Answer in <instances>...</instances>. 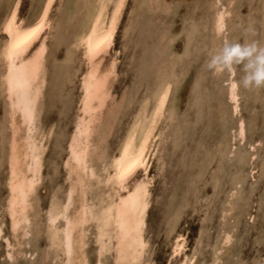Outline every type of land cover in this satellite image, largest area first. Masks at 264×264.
<instances>
[{
  "label": "rangeland",
  "instance_id": "rangeland-1",
  "mask_svg": "<svg viewBox=\"0 0 264 264\" xmlns=\"http://www.w3.org/2000/svg\"><path fill=\"white\" fill-rule=\"evenodd\" d=\"M0 1H1L0 16H2L7 8L8 5L7 3H9L10 0H0ZM38 1L39 0H20L19 15L22 18H26V20L31 19L36 13V8L38 9L39 4H41L42 2V0H40L38 4ZM71 1L73 2V0L55 1L53 5V9L50 12L51 27L46 31V35H47L46 36V45H47L46 83L42 92V99L40 106L41 109L38 118L40 130L45 131L47 133L49 131L50 135L46 136V140L44 142L46 149L42 157V176H41L42 178H41V182L39 183V186L37 187V190L34 193L33 210L29 213V216H31L30 218L32 224L30 223L28 229L29 234L28 237H26V239L24 240L25 244L21 246L22 248L15 246L14 247L15 250H12V256L14 253V256L12 257L13 261L15 260V258L17 259L14 262L12 261V259L10 262V260L5 258L6 249H7L5 248L6 241L8 240L10 244L14 245L15 237L17 238V236L16 235L13 236V234L9 230V227L7 228L8 216L7 213L5 212V208L3 205L6 197L5 196L6 192H4L6 191L5 190L6 184L5 182H4L5 186L3 184V181L6 180V167H5L6 150H4L6 149L5 147L6 143L4 142L3 138L6 137V132L3 129V124H4L3 118L5 117H2L5 115L4 113L5 104L3 103L2 98H0V103H1L0 104V215H1L0 217H3L2 219L0 218V220L1 221L3 220V222H5V224L2 223L4 224L2 228L3 235H1L0 237V260H1L0 264H6V263L7 264H18V263L19 264H49V263L55 264L54 262L53 263L50 262L51 260L49 259L50 258L49 253H53V252L50 251L49 247L47 246L48 238L45 227L46 216L43 213H45V211L47 210L49 206L48 205L49 201L54 200L53 195L54 194L57 195V197L60 198L61 200L63 198L62 195L66 189L67 181L63 179L65 178L66 171L65 168L63 170V164H62L66 155L65 142H67L68 133L71 131L72 128V124L74 120L73 118H75L77 114L76 111H78V109L76 110V108H78L77 105L78 103L77 99L79 97L78 93H80L78 79H80L81 74L84 71V66L83 64H80L78 62L79 60L78 61L73 60V63L70 64L64 60L67 57L66 49L68 47V41L71 39V36L73 35L72 34L74 31L73 26L76 23L74 19L76 16H73L72 18L68 19V17H70V13L72 12V11L70 12V9H73ZM168 1L170 0H159V1L135 0V2L134 0H127L126 2L122 18L119 27L117 29V33L113 41V45L108 52L109 56L107 55L105 61L103 62V64L105 65V63H107V61L111 56L113 57L116 55L117 58V64L115 69L116 78L114 79L115 82L112 84L113 85L112 94L114 95V98L117 100L120 97L124 98L123 110H122V114L119 113L120 114L118 116L119 118L117 117L116 120L117 124L114 123L113 125L111 136H109L105 141H102L100 143V150L104 151L107 155L110 156V158H114L116 156L117 151L120 148L122 139L124 137L125 129L132 120L135 113V109L139 104L138 101H140L141 98H143V96L144 98H146L145 95L147 97L148 96L150 97V95H152V93L155 91L156 86L158 85L160 80L164 77L170 76V74H173L171 76L172 77L171 89L168 88L164 94L166 107L163 115L167 118L162 117L161 121L162 120L163 121L162 122L160 121V127L162 126L161 129L163 128L161 130L162 132L161 143L158 152L155 156V159L152 160L147 172V175L151 176L153 178V181L149 186L150 206H148L145 215L144 226H143L144 229L143 236L144 239H146V242L149 241V243L147 242V247L148 250L150 249L147 252V254H144L145 256L144 260L147 262V264H151V263L167 264V261L169 260V249L171 242L173 240L172 237H174V235L177 234H182L184 235L185 238V248L179 255H176L175 257H172L170 259L171 264H176L184 254H189V252L192 251H195L197 253L199 252L198 254L196 253L197 256L195 257L194 260L196 264H199L201 262L202 263L204 262V264H219V263L220 264H259V263L263 264L264 263V87L262 88L243 87L242 84L240 83L241 78L243 76L242 66H234L232 78H234L236 82V92L239 96L237 97V104H238L237 112L232 114L231 105L226 99V90L228 83H226L225 80L228 77L229 71L225 70L222 72H214L213 70H209L206 65L207 64L206 60L208 62L210 55L214 53V50L211 48L210 45L211 31L209 29H210L211 11L208 8L209 0H175V1L171 0L172 5ZM61 2L62 4H60ZM168 3L171 5V7ZM135 4L137 6H135ZM219 5H225L226 9H228V16L225 17V27L222 33L225 40L232 42H239V43L255 41L260 45H264V24H263L264 8L262 5V0H232L230 5L227 0H221ZM138 11H140L139 15L137 14ZM135 12L137 17L135 16ZM80 15L81 14L79 13V18H76L77 20L80 19ZM150 18L152 20H149ZM152 24L154 26L153 29L158 30L155 31L156 35L155 32H152V28H150L152 27ZM191 25L194 26L195 30L192 29ZM189 26L191 27V29L188 28ZM201 26L203 27V29H201L202 28ZM69 27H71L72 29ZM187 30L190 31V33L193 32V34H188L189 32ZM149 31H151V33ZM194 31H196L195 34ZM123 34L125 36H123ZM232 34H234V36ZM203 35L205 36L204 38H202ZM0 37H1L0 39V43H1V40L3 38L1 33H0ZM160 37L163 40H160L161 39ZM189 39H191L192 41H190ZM195 39L198 40L196 41ZM125 41L127 42L125 43ZM161 41L164 42L165 45L164 43H161ZM159 42L164 45V48L163 45L161 44H160L161 46L159 45ZM153 43L157 45L154 46ZM188 43L189 45L190 44L191 45L188 46ZM195 53H197V55H195ZM190 55L193 57H190ZM173 57L176 59H173ZM192 59L194 60L195 63L193 62ZM202 60L205 61L203 62ZM155 69L156 71H154ZM160 70L161 71L164 70V71L160 72ZM152 72H156V73H152ZM173 72H175V74ZM151 73L153 75H151ZM158 73L161 74V77L160 75H158ZM204 73L206 74V76ZM215 73H217L216 78H215ZM203 76L205 78H203ZM153 79L156 81H154ZM154 85L156 86L154 87ZM139 86L141 91H139L140 90ZM146 87L148 88V90L146 89ZM223 88L224 90L225 89L226 90L221 91V89L223 90ZM131 92H134L133 93L134 96L130 95ZM124 94H126V96ZM135 94L139 97H136ZM127 100H130V102H132L131 105L127 102ZM170 104L172 106H169ZM126 105H128V107H125L126 108L125 109L124 106ZM167 109L169 113L167 112ZM170 110L173 112V114ZM168 114L170 115L169 117ZM240 119L244 122L245 135L243 134L244 138H242V140H239L238 138H234V134L233 132H231L233 131L236 122ZM205 121H206V125L204 124ZM165 126L166 128H169V130L167 129L165 130ZM163 133H165V135ZM169 133H171L172 135H170ZM208 133L210 134V136ZM225 134L227 136H225ZM175 139H177V141ZM257 140H262V141L257 142ZM168 144H170L171 146L170 145L168 146ZM211 144L212 145L215 144V145L212 147ZM236 144H238V146ZM229 145H232L231 153H228V151L224 152V150H229L228 149ZM216 146L218 151L216 150V148H214ZM235 146L239 148L238 151L237 148H235ZM207 148L208 150L209 148L211 149L209 153L207 151ZM245 149H248L247 151H251V152L253 151L252 153L254 154L250 152H246ZM200 150L203 152L202 154L199 153ZM205 150L208 153V157L210 155L212 156L209 157L210 159H207L208 157ZM214 150L217 151L216 154L211 153V151L215 152ZM204 152L206 153L205 161L203 160L204 159L203 155L205 154ZM217 153L220 154L219 156L222 155L221 157L218 156L219 159L217 157ZM241 155L243 156L244 160L247 163L243 162L244 161L243 158L242 159L240 158ZM199 156H201L200 157L201 159H199ZM246 156H248L247 159ZM215 157L217 159H214ZM193 158H194V162H193ZM212 158L213 160H211ZM197 159L202 160L203 167H201L200 161ZM225 159L228 160L226 161ZM195 160L197 162L199 161L198 164ZM241 160L242 162H240ZM218 161L219 162L221 161L222 162V163L220 162L221 164L226 162V164H224V167H222L223 165H220ZM232 161L235 163V165ZM205 162L206 164L209 162L208 164L211 167L208 168L209 165L204 164ZM228 162L229 164L232 163V165L231 164L229 165ZM242 163L245 164L243 168L240 167V165L243 166ZM196 164L198 166L194 172L193 168L195 169ZM216 164L219 167L218 166L216 167ZM95 165L96 167L100 166V168L103 169V166L105 164L104 162L100 164L96 162ZM187 166L188 168H186ZM212 166L213 167L215 166L216 168L214 167L213 169ZM201 168L204 170H202ZM218 168L220 170L215 171L217 173L215 174L213 170H217ZM239 168L241 170H239ZM160 170L162 171L159 172ZM199 170H202L201 172L203 173V175ZM188 171L194 172L195 174L193 173L191 175L190 174L191 172L188 173ZM198 171L200 172L201 176ZM204 171L206 174L204 173ZM210 171H212L213 173ZM241 172L242 173L245 172V173L242 174ZM221 173H223L222 176ZM188 174L191 175L192 177H190ZM213 174H215L216 177ZM196 175L198 176V179ZM233 175L235 176L233 177ZM141 176L142 174L138 173L136 175V179H138V177L141 178ZM207 176L208 177L211 176V177L208 178ZM202 177L205 179H203ZM3 178H5V180H3ZM187 179H189L190 181ZM208 179H210L209 182H207ZM230 179L232 182H230ZM237 180L241 182L240 185L239 184L237 185ZM216 181H218L219 184ZM195 182H197V184ZM235 182H236L235 184L236 186L234 184L229 186V183H235ZM215 183H217L218 186L217 185L214 186L213 184ZM186 184L188 186L189 185L192 186L188 187ZM59 185H61V189ZM193 185H194L193 189L195 190L192 189L190 190V188H192ZM56 186L58 187V189L56 188ZM183 186L186 188L184 189ZM213 187H215L214 190L212 189ZM227 187H231L233 189V193L231 192L232 190L229 191L230 188L228 190ZM197 188L199 190H197ZM53 190L55 191L52 194ZM92 190H91V194L95 193L96 189L92 188ZM225 190L228 191L229 193L228 192L225 193L226 192ZM193 191L194 193H192ZM242 192L245 194V196H243ZM239 194H241L242 197ZM235 196H238V198H235ZM57 197L55 196L56 199ZM181 197L182 198L185 197L184 199L186 200L188 199L189 201L180 199ZM201 197H204V199ZM205 197L207 199H205ZM239 197L240 199L242 198L241 201ZM227 198L229 199V201H227L228 200ZM180 200L183 201L180 202ZM178 202L179 204L180 203L182 204L181 207L179 204H177ZM196 203H198V206ZM185 204L189 205V207L185 206ZM202 206L204 207L206 206V208H202ZM224 206L226 207L224 208ZM179 207L182 208L183 213ZM193 207L195 210L193 209ZM36 208L37 210H39L38 213ZM178 208L180 209L181 213L179 212ZM199 208H201L200 211ZM170 209L172 211H170ZM203 209H205V212ZM169 211L170 213L171 212L172 213L175 212V213L171 215L169 214ZM176 214H178L179 216H177ZM179 217L181 219L180 221L178 219L179 221L178 222L176 220ZM35 225L38 226V230H37V226ZM92 226H93L92 224L90 226L89 225L87 226V228H89L88 229L89 232L87 233V245H86L87 247H85V253L87 255L89 264L94 263L95 255H96L93 246L94 244L92 245L93 237H90L91 235L93 236V232H94L93 229L94 227ZM199 229H201L200 234L199 231H197ZM225 231L228 232L231 231L230 240L227 244H219V239L221 238V236ZM44 234H45V239L43 236ZM166 239L169 240L170 242L167 241ZM194 240L197 241L195 242ZM26 243H28L29 245ZM167 243L170 244L168 245ZM192 244L195 245L191 247ZM198 244H200L199 247L197 246ZM213 247L214 249L216 248L219 251L218 250L217 252L214 251ZM19 248H20V253H18ZM34 249L36 251L35 253H34ZM16 253L18 255H16ZM32 253L34 256H32ZM112 255H113L112 252H107L106 254H104L103 260H105V262L102 260L103 264L104 263L113 264ZM24 257L26 261L24 260ZM261 257L262 259H260ZM209 258L211 259L209 260ZM56 263L58 264V262Z\"/></svg>",
  "mask_w": 264,
  "mask_h": 264
},
{
  "label": "bare ground",
  "instance_id": "bare-ground-1",
  "mask_svg": "<svg viewBox=\"0 0 264 264\" xmlns=\"http://www.w3.org/2000/svg\"><path fill=\"white\" fill-rule=\"evenodd\" d=\"M55 1H57V0H42L41 4H39V2H40V0H39L38 1L39 6L37 5L39 8L38 9L36 8L35 15L31 19L26 20V18H22L19 15L20 0H10V2L7 3L8 5H7L5 12L3 13L2 16H0L1 17L0 18V33L3 37L1 40V43H0V96H1L0 98H2V101L5 104V107H4L5 108V112H4L5 115L2 117H5V118H3L4 119L3 129L6 132V137L3 138L4 142L6 143V146H5L6 149H4V150H6V152H5L6 180H5V178H3V180H5V181H3V184H4V182L6 184V186L4 184V186L6 187V189H5L6 191H4V192H6V194H5L6 197H5V202L3 205L5 208V212L7 213V216H8L7 228L9 227V230L13 234V236L14 235L17 236V238L15 237V244L14 245L10 244V242L8 240L6 241V244L4 242V244L6 246L5 248H7L5 258L10 260V262H11L12 257L14 256V253L12 256V250H15L14 247L15 246L16 247L23 246L25 244L24 240L26 239V237H28V234H29L28 229H29V226L31 223V218H30L31 216H29V213L33 210L34 193L37 190V187L39 186V183L41 182V178H42L41 177L42 176V157H43V154H44L45 149H46L44 142L46 140V136L50 135L49 131L47 133L45 131L40 130L38 118H39L40 109H41L40 106H41L42 92H43V89H44V86L46 83V57H47L46 56V52H47L46 31L48 29H50V27H51L50 12L53 9V5H54ZM220 1L221 0H209L208 1L209 2L208 8L211 11L210 12V29H209L211 31V39H210L211 43L210 42L209 43L211 45V48L214 50V52L216 50H218L222 46V44L226 41L224 39L222 33H223V29L225 27V17L228 16V9H226L225 5H219ZM227 1L229 2V5L232 2V0H227ZM126 2H127V0H73V2L71 1L73 9H70V12L71 11L72 12L70 13V17H68V19L72 18L73 16H76L74 18L76 23L73 26V29H74V31L72 33L73 35L72 36L69 35V36H71V39L70 40L67 39V40H69L68 41V47L66 49L67 50V52H66L67 57L64 60L67 61V63H69V64L73 63V60H75V61L79 60L78 62L80 64H83V66H84V71H83V73L81 72L82 74H81L80 79L76 78L79 80L78 83H79V90H80V93H78L79 97H78V99L76 98L78 100L77 101L78 102L77 103L78 108H76V110L78 109V111H76L77 114H76L75 118H73L74 119L73 124L71 123L72 128H71V131L68 133L67 142H65L66 143V155L64 154L65 158H64L62 164H63V170L65 168V171H66L65 172V178H63V179H65V181H67L66 189L62 195L63 198L61 200H60V198L57 197V195L54 194L58 200L53 195L54 200L50 199L51 201H49V203H48L49 206L47 205L48 208L45 211V213H43L46 216L45 217L43 215L45 217V227H46L47 238H48L47 246L49 247L50 251L53 252V253H49V256H50L49 259L51 260V261L50 260L49 261L52 263L54 262L55 264H57L56 262H58V264H89L87 255L85 253V247H87L86 246L87 245V233L89 232L88 231L89 228H87V226L88 225L90 226L91 224L93 225L92 227H94L93 228L94 232H93V236L92 235L91 236L89 235V236L93 237L92 245L94 244L93 245L94 251L96 253L95 260H94L93 264H103V262H102L103 256L107 252L113 253V255H112L113 256L112 257L113 258V264H147V262L144 260V257H145L144 254H147V252L150 249L148 250V247H147V242L149 243V241L146 242V239H144V236H143V230H144L143 226H144V220H145V215H146L148 206H150L149 205V203H150L149 202V186H150L151 182L153 181V178L151 176L147 175V172H148V168H149V165L151 164L152 160L155 159V156L158 152V149H159V146L161 143V133H162L161 130L163 128L161 129L162 126L160 127V121H161L162 117H165L163 114L165 112V107H166V102L164 100V94L168 88L171 89V86H172V80H171L172 77L171 76L173 74H170V76H168V77L162 78L157 86L154 85V87L156 86V89L154 88L155 91L153 90L154 92L152 93V95H150V97L149 96L147 97L145 95L146 98H144V96L142 95L143 98H141V100L138 101L139 104H138L137 108L135 109L134 116L125 129V134H124V137L122 139L120 148L117 151L116 156L114 158H110L109 155H107L104 151L100 150V143L102 141H105L109 136H111L113 125H114V123L117 122L116 121L117 117L120 115L119 113L122 114V110H123L124 98L120 97L121 98L120 99L118 97L119 99L117 100L114 98V95L112 94V88H113L112 84L115 82L114 79L116 78L115 77L116 76L115 69H116V64H117L116 55L113 57L111 56L109 58V60L107 61V63H105V65L103 64V62L105 61V59L108 55V52L113 45V41H114L115 35L117 33V29H118L119 24H120V21H121V18H122L124 9H125ZM134 2H135V0H134ZM168 2H170V4L172 5L171 0ZM60 4H62V2ZM171 5H170V7H171ZM262 5L264 8V0H262ZM37 6H35V7H37ZM135 6H137V5L135 4ZM79 13L82 16L80 15V19L77 20L76 18H79ZM139 13H140V11H138L137 14L139 15ZM160 13H162V12H160ZM64 15H65V13H64ZM172 15H173V12H172ZM135 16H136V12H135ZM149 20H152V19L150 18ZM69 22H70V20H69ZM132 22H134V21H132ZM263 24H264V19H263ZM193 25H191L192 29L195 30ZM204 26H205V24H204ZM153 27L154 26L152 24V27H150V28H152V32L158 31L156 29H153ZM69 28H71V27H69ZM188 28L191 29L190 26ZM33 29H35L36 31L33 32L32 31ZM201 29H203V27ZM187 31H186V33H187ZM149 32L151 33V31H149ZM188 32H189L188 34H193V32L192 33H190V31H188ZM195 32L196 31H194V34H195ZM129 34H130V32H129ZM181 34H182V32H181ZM64 35H65V33H64ZM155 35H156V32H155ZM159 35H160V33H159ZM232 35L234 36V34H232ZM48 36H49V34H48ZM63 36H61V37H63ZM123 36H125V35L123 34ZM204 37L205 36L203 35L202 38H204ZM195 38H197V37H195ZM0 39H1V37H0ZM168 39H169V37H168ZM191 39H189V40L192 41ZM199 39H201V38H199ZM158 40H159V38H158ZM160 40H163V39L161 38ZM127 41H125V43ZM164 41H166V40H164ZM161 43H164V42L161 41ZM161 43L159 42V45ZM14 44H19V46L17 48L13 49L11 51V54H10V49H12V45H14ZM153 45L156 46L157 44L155 45V43H153ZM161 45H163V44H161ZM164 45H165V43H164ZM164 45H163V48H164ZM190 45L188 43V46H190ZM200 50H202V49H200ZM186 52H188V51H186ZM190 54H191V52H190ZM195 55H197V53H195ZM190 57H193V56L190 55ZM173 59H176V58L173 57ZM185 59H188V58H185ZM193 62H194V60H193ZM206 63H207V60H206ZM60 68H61V66H60ZM154 71H156V69ZM163 71L160 70V72H163ZM157 72H159V71H157ZM152 73H156V72H152ZM152 73H151V75H153ZM166 73H167V71H166ZM173 73L175 74V72H173ZM216 74L217 73H215V78H216ZM158 75H160V77H161V74L158 73ZM232 75H233V69L231 71H229L228 77L225 80V82L228 83L227 90L226 89L225 90H226V99L229 102V104L231 105V113L234 114L237 112V107H238L237 106L238 105L237 104V97L239 95L236 92V82H235L234 78H232ZM205 76H206V74H205ZM155 77H154V79H155ZM162 77H163V75H162ZM203 78H205V77L203 76ZM154 81H156V80H154ZM148 82H149V79H148ZM202 82H203V80H202ZM197 83H198V81H197ZM146 85H148V84H146ZM139 89H140V86H139ZM146 89L148 90L147 87H146ZM225 90H224V88H223V90L221 89V91H225ZM139 91H141V89ZM124 93H125V91H124ZM133 93L134 92H131L130 95L134 96ZM203 93H204V91H203ZM145 94H147V93H145ZM124 95L126 96V94H124ZM127 95H129V94H127ZM136 97H139V96L136 95ZM136 97H133V98H136ZM130 100H127V102L131 105L132 102H130ZM169 106H172V105L170 104ZM125 107H128V105L124 106V108ZM169 109H171V108H169ZM167 112H168V109H167ZM172 114H173V112H172ZM169 116L170 115L168 114V117ZM165 118H167V117H165ZM206 121H207V119H206ZM206 121L204 123L205 125H206ZM71 122H72V120H71ZM53 124H54V122H53ZM172 124H174V123H172ZM178 124H179V122H178ZM40 126H41V124H40ZM166 129L169 130V128H166V126H165V130ZM49 130H52V129H49ZM175 131H178V130H175ZM231 132H233L234 138H238L239 140H242V138H244L243 134L245 135V133H244V122L241 119L238 120L235 124L233 131H231ZM163 134L165 135V133H163ZM169 134L172 135L173 132H172V134L171 133H169ZM209 136H210V134H209ZM225 136H227V135L225 134ZM207 138H208V136H207ZM47 139H48V137H47ZM228 139H230V138H228ZM175 140L177 141V139H175ZM170 141H171V139H170ZM258 141H262V140H257V142ZM246 142H248V141H246ZM212 143H214V142H212ZM220 143H221V141H220ZM224 143H225V141H224ZM252 143H254V142H252ZM169 145L170 144H168V146ZM214 145L211 144L212 147ZM236 145L238 146V144H236ZM199 146H197V147H199ZM237 146H235V148H237ZM214 148H216V150H217V146ZM219 148H221V147H219ZM226 149H227V147H226ZM228 149L229 150H224V152L228 151V153H231L232 145H229ZM238 149L239 148H237V151H238ZM203 150H204V148H203ZM210 150H211L210 148H209V150L207 148L208 153ZM245 150H246V152H250V153L253 152V151L252 152L247 151L248 149H245ZM207 151H206V153H207ZM217 151H215V152L211 151V153L216 154ZM255 151H256V149H255ZM192 153H193V151H192ZM199 153L202 154L203 152L200 150ZM206 153L203 155L204 161L206 158L205 157ZM208 153H207V157H208ZM218 153H217V157L220 155ZM252 154H254V153H252ZM246 155H248V154H246ZM196 156H197V154H196ZM201 156H199V159H201L200 158ZM221 156H219V157H221ZM241 156H240V158L242 159L243 156L242 157ZM209 157L207 159H210ZM219 157H218V159H219ZM247 158H248V156H246V159ZM199 159H197V160H199ZM214 159H217V158L215 157ZM231 159H230V161H231ZM211 160H213V158ZM243 160H244V158H243ZM199 161H200L201 167H203L202 166V164H203L202 160H199ZM96 162L99 164L104 162L105 165L103 166V169L100 168V166L96 167V165H95ZM193 162H194V158H193ZM198 162H197V164H198ZM206 162L204 164H206ZM240 162H242V160ZM243 162L247 163L245 160ZM221 163H220V165H223L222 167H224V164H226V162L223 164H221ZM244 163H242L243 166L240 165V167L243 168L245 166ZM164 164H165V161H164ZM197 164H196L195 169L193 167H191V168H193L194 172L198 166ZM228 164H229V162H228ZM230 164L232 165V163H230ZM234 165H235V163H234ZM191 166H192V164H191ZM217 166L218 165L216 164V167ZM210 167L211 166L209 165L208 168H210ZM214 167H213V169H214ZM237 167H239V166H237ZM259 167H261V166H259ZM160 168H161V166H160ZM186 168H188V166ZM228 168H229V166H228ZM198 169H199V167H198ZM230 169H232V168H230ZM190 170H192V169H190ZM202 170H204V169H202ZM202 170H199V171L201 172ZM218 170H220V169L218 168L217 170H213V171L215 172ZM239 170H241V169L239 168ZM250 170H251V168H250ZM161 171L162 170H160L159 172H161ZM190 172L188 171V173H190ZM194 172H191L190 174L192 175ZM198 172H196V173H198ZM200 172H199V174H200ZM210 172H212V171H210ZM226 172H227V170H226ZM138 173L142 174V176H141V178L138 177V179H136V175ZM204 173H205V171H204ZM223 173H221V176ZM229 173H231V172H229ZM234 173H232V174H234ZM236 173H237V170H236ZM243 173H245V172H243ZM250 173H251V171H250ZM215 174H217V173L215 172ZM215 174H213V175H215ZM151 175H152V173H151ZM191 175H189V176L192 177ZM197 175H196V177L198 179L199 175L198 176ZM202 175H203V173H202ZM200 176H201V174H200ZM211 176H209V177H211ZM234 176L235 175H233V177ZM215 177H216V175H215ZM218 177H219V175H218ZM242 177H244V176H242ZM220 178H222V177H220ZM231 178H232V176H231ZM203 179H205V178H203ZM240 179H239V181H240ZM187 180H189V179H187ZM199 180H200V178H199ZM209 180L210 179H208L207 182H209ZM239 181L237 180V185L238 184L240 185L241 182H239ZM216 182H218V181H216ZM230 182H232L231 179H230ZM195 183L197 184V182H195ZM218 184H219V182H218ZM233 184L235 185L236 182L235 183H229V186L233 185ZM63 185H65V184H63ZM213 185L215 186V185H217V183H215ZM59 186L61 189V185H59ZM56 188L58 189L57 186H56ZM92 188L96 189L95 193H93V194H91ZM185 188L186 187H184V189ZM193 188H194V185L192 188H190V190L191 189L195 190ZM199 188H200V186H199ZM227 188H228V190L230 188L229 191L232 190L231 192L233 193V189L231 187H227ZM212 189L214 190L215 187H213ZM197 190H199V189L197 188ZM54 191L55 190L52 191V194ZM223 191H224V189H223ZM62 192H63V190H62ZM227 192L228 191H226L225 193H227ZM192 193H194V191ZM52 194H51V196H52ZM242 194H243V196H245V194L243 192H242ZM239 195L241 196V194H239ZM184 198L181 197L180 199H184ZM201 198L204 199V197H201ZM235 198H238V196H235ZM205 199H207V198L205 197ZM239 199H240V197H239ZM241 199H240V201H241ZM184 200H186V199H184ZM181 201H183V200H180V202ZM186 201H189V200L187 199ZM199 201H201V200H199ZM227 201H229V199ZM209 202H210V199H209ZM177 204H179V202ZM196 204L198 206V203H196ZM203 204H206V203H203ZM179 205L181 207L182 204L180 203ZM189 205L185 204V206H188V207H189ZM206 206L205 207L202 206V208H206ZM194 207H193V209H194ZM225 207L226 206H224V208ZM179 208H178L179 212H180V209L182 211V208H180V209ZM190 208H192V207H190ZM200 209L201 208H199V211H200ZM36 210H37V208H36ZM203 210L205 212V209H203ZM38 211L39 210H37V213H38ZM170 211H172V210L170 209ZM170 211H169V214H171V215H173L175 213V212L170 213ZM2 212H4V211H2ZM179 212H177V213H179ZM207 212H210V211H207ZM182 213H183V211H182ZM176 215L179 216L178 214H176ZM224 215H225V213H224ZM35 216H37V215H35ZM43 216H42V218H43ZM0 218L2 219L3 217H0ZM33 218H34V216H33ZM220 218H222V217H220ZM178 219L180 221L181 218L180 217L177 218L176 221H178ZM4 220H5V218H4ZM2 223L5 224V222H3V220L2 221L0 220V237H1V235H3L2 234V231H3L2 228H3L4 224H2ZM175 224H176V222H175ZM201 224H203V223H201ZM201 224H200V226H201ZM37 225H35V226H37ZM201 228H202V226H201ZM232 229H234V228H232ZM37 230H38V226H37ZM197 231H199V234H200L201 229H199ZM231 231H233V230H231ZM231 231L230 232L225 231L223 233V235L219 239V244H227L229 242ZM35 233H36V231H35ZM43 236L45 239V234ZM196 237H197V235H196ZM172 239L173 240H172L171 245H170L169 260L167 261V264H171L170 259L172 257H175L176 255H179L185 248L184 235L177 234V235H174V237H172ZM200 240H201V237H200ZM167 241H169V240H167ZM213 242H214V240H213ZM213 242H212V244H213ZM26 244H28V243H26ZM168 245H167V247H168ZM194 245L195 244H192L191 247ZM197 246L199 247L200 244H198ZM164 249H165V247H164ZM192 249H195V248H192ZM215 249L213 247V250L217 252L218 249H216V250ZM145 251H146V253H145ZM1 252H3V251H1ZM35 252L36 251L34 249V253ZM18 253H20V248H19ZM196 253L197 252L192 251V252H189V254H184L176 264H193V263H195L194 260H195V257L197 256ZM16 255H18V254L16 253ZM32 256H34L33 253H32ZM91 257H92V255H91ZM28 258H30V257H28ZM21 259H22V257H21ZM210 259L211 258H209V260ZM260 259H262V257ZM15 260H17V259L15 258ZM24 260H25V257H24ZM56 260H59V261H56ZM12 261H13V259H12ZM103 261L105 262V260H103ZM28 262H30V261H28ZM211 262H212V260H211ZM150 263H151V261H150ZM49 264H51V263H49ZM199 264H204V262L203 263L201 262Z\"/></svg>",
  "mask_w": 264,
  "mask_h": 264
},
{
  "label": "clouds",
  "instance_id": "clouds-1",
  "mask_svg": "<svg viewBox=\"0 0 264 264\" xmlns=\"http://www.w3.org/2000/svg\"><path fill=\"white\" fill-rule=\"evenodd\" d=\"M234 66H242L240 83L243 87H264V45L255 41L239 43L226 40L207 62L208 69L214 72L231 71Z\"/></svg>",
  "mask_w": 264,
  "mask_h": 264
},
{
  "label": "snow or ice",
  "instance_id": "snow-or-ice-1",
  "mask_svg": "<svg viewBox=\"0 0 264 264\" xmlns=\"http://www.w3.org/2000/svg\"><path fill=\"white\" fill-rule=\"evenodd\" d=\"M32 31L35 32L36 30L33 29ZM18 46H19V44H14V45H12V49H10V54H11V51H12L13 49L17 48Z\"/></svg>",
  "mask_w": 264,
  "mask_h": 264
}]
</instances>
